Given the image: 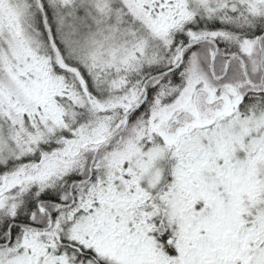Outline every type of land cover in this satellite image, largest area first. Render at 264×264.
Segmentation results:
<instances>
[{
	"label": "snow or ice",
	"instance_id": "obj_1",
	"mask_svg": "<svg viewBox=\"0 0 264 264\" xmlns=\"http://www.w3.org/2000/svg\"><path fill=\"white\" fill-rule=\"evenodd\" d=\"M0 264H264V0H0Z\"/></svg>",
	"mask_w": 264,
	"mask_h": 264
}]
</instances>
